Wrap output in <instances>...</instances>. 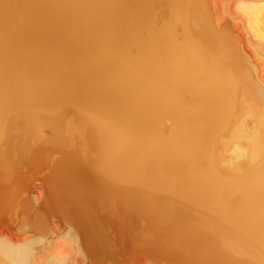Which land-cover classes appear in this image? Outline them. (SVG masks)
<instances>
[{"label": "bare ground", "instance_id": "bare-ground-1", "mask_svg": "<svg viewBox=\"0 0 264 264\" xmlns=\"http://www.w3.org/2000/svg\"><path fill=\"white\" fill-rule=\"evenodd\" d=\"M45 147L49 216L3 193ZM0 209V264L106 263L109 213L145 264H264V0H0Z\"/></svg>", "mask_w": 264, "mask_h": 264}, {"label": "rangeland", "instance_id": "rangeland-1", "mask_svg": "<svg viewBox=\"0 0 264 264\" xmlns=\"http://www.w3.org/2000/svg\"><path fill=\"white\" fill-rule=\"evenodd\" d=\"M60 160L61 156L59 154L52 155L51 149L48 147L36 148L29 157L22 159L13 170L10 180L11 187L5 188L3 193L7 194L6 190L9 189L29 191L35 186L37 193L40 197L42 196V200L45 202L48 216L58 212L55 202L59 198L58 195L62 194V189L64 188V183L60 179L64 167L58 165ZM31 184L32 187H30ZM55 207V211L50 210V208L54 209ZM2 211L0 209V212ZM102 212H99V214ZM76 218L80 219V215H76ZM101 220L106 228V243L111 250L110 261L103 264H145L153 260L149 257L153 251L152 245L142 243L143 239L150 238L148 235L138 236L130 234L126 219L121 215L119 216L118 213H109L106 216H101ZM77 222L80 227L85 229V225L81 220ZM59 230L64 233L68 230L67 225L61 222ZM1 231H5L8 234H17L14 226L0 213ZM80 242H83V240L80 239ZM84 242H86L87 246L94 247L97 251L101 250L98 247L100 244L94 241V237L89 241L85 239ZM80 264L102 263L99 258L95 259L93 255H87Z\"/></svg>", "mask_w": 264, "mask_h": 264}]
</instances>
